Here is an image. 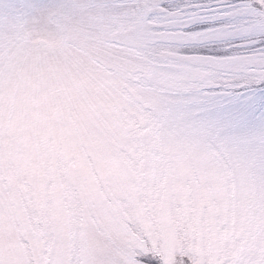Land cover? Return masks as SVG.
I'll return each instance as SVG.
<instances>
[{
	"label": "snow or ice",
	"instance_id": "snow-or-ice-1",
	"mask_svg": "<svg viewBox=\"0 0 264 264\" xmlns=\"http://www.w3.org/2000/svg\"><path fill=\"white\" fill-rule=\"evenodd\" d=\"M0 264H264V0H0Z\"/></svg>",
	"mask_w": 264,
	"mask_h": 264
}]
</instances>
